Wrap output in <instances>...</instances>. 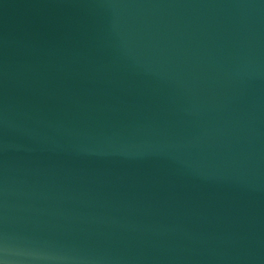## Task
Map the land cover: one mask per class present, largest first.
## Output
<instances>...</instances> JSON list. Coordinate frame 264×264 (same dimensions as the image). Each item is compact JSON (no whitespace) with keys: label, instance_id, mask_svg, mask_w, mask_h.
<instances>
[{"label":"water","instance_id":"water-1","mask_svg":"<svg viewBox=\"0 0 264 264\" xmlns=\"http://www.w3.org/2000/svg\"><path fill=\"white\" fill-rule=\"evenodd\" d=\"M0 264H264V0H0Z\"/></svg>","mask_w":264,"mask_h":264}]
</instances>
